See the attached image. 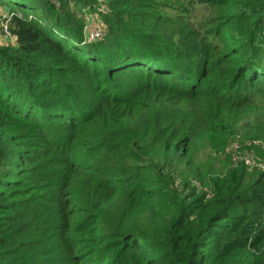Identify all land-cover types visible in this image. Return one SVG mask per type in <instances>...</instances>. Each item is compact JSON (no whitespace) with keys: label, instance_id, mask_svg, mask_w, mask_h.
Returning <instances> with one entry per match:
<instances>
[{"label":"trees","instance_id":"16d2710c","mask_svg":"<svg viewBox=\"0 0 264 264\" xmlns=\"http://www.w3.org/2000/svg\"><path fill=\"white\" fill-rule=\"evenodd\" d=\"M13 1L0 264H264V168L194 153L262 102L264 0Z\"/></svg>","mask_w":264,"mask_h":264},{"label":"rangeland","instance_id":"374dc122","mask_svg":"<svg viewBox=\"0 0 264 264\" xmlns=\"http://www.w3.org/2000/svg\"><path fill=\"white\" fill-rule=\"evenodd\" d=\"M171 3H187L190 5L188 14L191 16L192 25H199L200 17L206 11L204 4H199L197 0H168ZM102 3V2H101ZM104 9L108 10V5L104 2ZM13 0H0V9L5 13H9L11 7H15ZM175 13V12H172ZM90 15L88 11L83 12V16ZM91 16V15H90ZM92 17V16H91ZM43 22H45L42 19ZM89 22V16H88ZM12 38V34L10 35ZM15 39V37H14ZM14 39L6 37L0 41V45L13 44ZM262 102L256 104L254 108L246 109L243 115L236 116L235 120L241 119L240 123H235L230 132V137L225 145L221 148L211 149L206 142L200 141L195 149V155L201 160L202 164H211L217 169L224 163V158L230 159L229 165H243L247 171L254 168L263 169L264 165H260L264 161V112L260 110L261 105L264 106V97ZM234 120V121H235ZM206 154L211 155L210 158Z\"/></svg>","mask_w":264,"mask_h":264},{"label":"built area","instance_id":"2783aa9c","mask_svg":"<svg viewBox=\"0 0 264 264\" xmlns=\"http://www.w3.org/2000/svg\"><path fill=\"white\" fill-rule=\"evenodd\" d=\"M96 1L98 2L100 9L103 10L104 9L103 0H96ZM0 14H1L0 16V41L6 37L11 38V40L14 39V35L11 33V30L8 24V19L6 18L10 15V12L5 13L4 11L0 10ZM89 14L92 17L90 15H87L85 17V22L83 26V35L87 41H94L103 36L104 31H105V25L102 22L100 15H98L97 13H93V12H89ZM88 16H89V22H88ZM11 34L13 38L10 36ZM260 165H264V162L260 163Z\"/></svg>","mask_w":264,"mask_h":264},{"label":"crops","instance_id":"0c3cea01","mask_svg":"<svg viewBox=\"0 0 264 264\" xmlns=\"http://www.w3.org/2000/svg\"><path fill=\"white\" fill-rule=\"evenodd\" d=\"M0 10H2V9H0Z\"/></svg>","mask_w":264,"mask_h":264}]
</instances>
